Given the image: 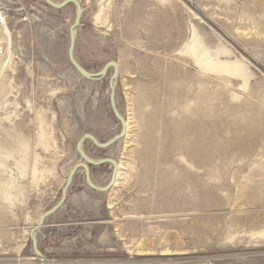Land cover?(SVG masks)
<instances>
[{
	"label": "rangeland",
	"instance_id": "1",
	"mask_svg": "<svg viewBox=\"0 0 264 264\" xmlns=\"http://www.w3.org/2000/svg\"><path fill=\"white\" fill-rule=\"evenodd\" d=\"M77 1L75 59L92 74L118 63L129 129L107 149L85 141L122 164L117 184L97 192L77 172L36 234L46 263L264 264V0ZM76 17L0 0V264H40L30 232L83 162L79 141L122 132L114 70L90 81L69 61ZM113 172L90 167L101 188Z\"/></svg>",
	"mask_w": 264,
	"mask_h": 264
},
{
	"label": "water",
	"instance_id": "2",
	"mask_svg": "<svg viewBox=\"0 0 264 264\" xmlns=\"http://www.w3.org/2000/svg\"><path fill=\"white\" fill-rule=\"evenodd\" d=\"M45 2L52 7L53 9L56 10H61L65 7H67L70 4H73L76 6L77 9V17L75 20L74 25L71 27L70 29V47H69V51H68V58L69 61L72 65V67L85 79L90 80V81H99L101 79H103L104 77H106V75L108 74L109 69H113L114 73L113 76L111 78L110 81V89H111V97H110V102H111V107L113 110V113L115 115V117L118 119V121L121 123L122 125V132L120 135L116 136L115 138H113L111 141L105 143V144H101L99 143L95 137H93L92 135H85L78 143L77 145V151L80 154L83 162L76 165L72 171L69 174L68 180H67V184L65 186V188L63 189L62 192V199L61 201L51 210H49L48 212H46L40 219L38 225L33 228L30 232V238L32 241V245H33V251L36 255L35 258H37L40 262V264H47L45 257L43 256V254L39 251L38 248V241H37V232L39 229H41L44 224L45 221L51 217L52 215H54L55 213H57L65 204L66 198H67V191L69 190L73 179L75 177V175L77 174V172H79L80 170H83L85 173V179H86V183L88 185L89 188H91L94 191L97 192H101V193H105L108 192L109 190H111L116 183L117 180V173H118V166H117V162L114 160H102V161H93L91 160L83 151V145L85 143V141L90 140L96 147L100 148V149H107L112 147L113 145H115L119 140L123 139L126 137L127 135V122L125 121V119L120 115L118 109H117V105H116V89H115V83L118 80L119 77V65L117 62H110L108 63L105 68L103 69L102 72L98 73V74H92L89 73L88 71H86L75 59L74 56V51H75V46H76V30L77 28L80 26L81 24V19H82V14H83V10H82V6L79 3V1L77 0H66L61 4H57L55 2H53L52 0H45ZM103 164H111L114 167V172H113V177L111 179V182L109 183V185H107V187L101 188L96 186L92 180H91V175H90V167L91 166H101Z\"/></svg>",
	"mask_w": 264,
	"mask_h": 264
},
{
	"label": "bare ground",
	"instance_id": "3",
	"mask_svg": "<svg viewBox=\"0 0 264 264\" xmlns=\"http://www.w3.org/2000/svg\"><path fill=\"white\" fill-rule=\"evenodd\" d=\"M1 20V19H0ZM195 59L200 63V64H204L206 67V69H209V70H215V71H218V72H226V71H228V72H232L233 73V70H235V72L236 73H241V74H243V75H245V71H244V69H242V68H240L241 66H239V65H235V66H232V67H230L229 65H227L226 63H221V62H213V61H211V60H203V59H201V58H199V57H196L195 56ZM128 122H127V129H129L128 128ZM126 129V130H127ZM128 133V132H127ZM120 165H122V164H120ZM120 165H118L117 164V166H118V170L121 168V166ZM119 172V171H118ZM119 177V173H117V178ZM120 179V178H119ZM117 184V180H116V183H115V185Z\"/></svg>",
	"mask_w": 264,
	"mask_h": 264
}]
</instances>
